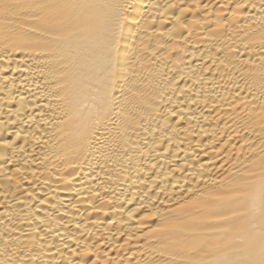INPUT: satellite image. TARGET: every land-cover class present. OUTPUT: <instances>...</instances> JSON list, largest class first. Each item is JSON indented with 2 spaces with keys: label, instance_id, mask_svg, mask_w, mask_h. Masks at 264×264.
<instances>
[{
  "label": "bare ground",
  "instance_id": "1",
  "mask_svg": "<svg viewBox=\"0 0 264 264\" xmlns=\"http://www.w3.org/2000/svg\"><path fill=\"white\" fill-rule=\"evenodd\" d=\"M0 264H264V0H0Z\"/></svg>",
  "mask_w": 264,
  "mask_h": 264
}]
</instances>
